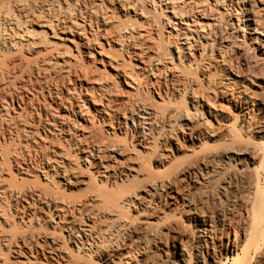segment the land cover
<instances>
[{
    "label": "bare ground",
    "instance_id": "obj_1",
    "mask_svg": "<svg viewBox=\"0 0 264 264\" xmlns=\"http://www.w3.org/2000/svg\"><path fill=\"white\" fill-rule=\"evenodd\" d=\"M71 1L72 0H0V20L5 19L10 22L11 21H15V23L17 22L16 28L10 30V33L8 31L7 32L8 34L6 33L7 35H4V37L3 34H1V30H0V36L1 38L3 37V41H2L3 44L10 46L19 45L20 47H25V49L29 48L31 46V43H33L32 40H34V36H33L34 31H32L33 29H31L33 27L32 26L33 22H35V20L40 16H44V17L55 16L56 18H63V19L66 18L67 12L69 11L68 8L70 7L69 3H72ZM98 1L100 8L102 7L101 5L104 6L107 5V7L109 5L112 7L114 11H116V12L112 11L114 12V14L111 13L113 16L110 17L111 14L108 15V9L110 8L109 7L108 9H104L107 10L106 11L107 13H104L105 17L100 16L104 24L105 21L107 20L111 21L112 23L110 22V25L107 24L106 28L101 29L100 25H94V26L92 25V21L90 18V16L92 15L90 16L88 15L90 19L84 18L82 22L84 23V25L86 24V26H89L90 31L88 32L90 33L91 36L89 37L88 36L89 33L83 28L82 31L81 30L78 31L80 33H77L76 36L73 37L72 40L76 42L74 46L77 51V55L79 56L86 55L92 61L99 60L101 63L104 64L103 65L104 69H105V65L111 67L112 70L116 72L115 76L118 79H123L125 85L135 90L136 92L139 89L142 90V88H140L141 83L138 80V74L136 75L131 69L132 66L131 64L134 63L132 60L136 59V61L143 63L144 64L143 69H147V68L151 69V65H145V61L147 59L146 54L149 48L148 46H146L147 44L142 42L143 40L142 41L141 39L139 40V37H142L143 35L151 36L156 34L157 41H159L160 45H158V42L157 44L150 45V47L154 49V52L153 54H151V56H149L148 60L155 59L157 64L154 70H164V72L168 68H165L164 66L162 67V69L161 68L159 69L158 67L161 64L162 60L164 59L167 60L168 56H170V58L173 59V57H171L173 53L169 54L170 53L169 51H171L169 50V48L171 47L167 46L164 43L165 41L163 42V39L165 40L166 36H167V40H166L167 43L170 41V39H172L171 37L172 35H175L176 38L182 37V40L186 42L184 46L177 43L173 45L178 53V61L181 64L179 65L182 66L183 70L185 68L184 71L183 70L182 72L180 71L181 73L183 72L185 73V71H187L186 69L187 65L186 66L184 65L185 62L182 61L183 59L181 55L183 54L184 57V54H187L188 52H192L191 51L192 47L196 46L197 48L198 43H199V47H201L200 43L202 42L204 43L203 44L204 46L208 45L210 48H212V50L214 46L218 48L217 50L219 52V56L222 59L221 63H217L220 60L216 59L218 61L215 62V64L213 65H211V63L210 65L207 63L208 66L202 65L203 67H200L199 68L200 70H198L200 71L199 73L198 71L196 72L194 70V73L196 72L195 74H197L196 76L193 75L194 73L191 74L192 73L190 71L191 68L189 69V71L191 72L190 74L183 73V75L181 76L182 87L179 93L180 96L178 94L177 95L179 98L181 97L180 100L182 99V102L186 101V104L184 103L185 105H187L188 102L187 99H190L189 104L192 105L193 111L187 109L185 105L181 107L179 102L180 108L177 109L173 108L174 110L166 109L163 114L160 113L158 109L159 108L162 109L160 106L164 107L167 98L162 93L159 94V89L161 88L160 86V88L158 89L159 80L153 77L155 78V82L153 83H155L157 89L154 88L152 92L157 94L158 98L160 99V101H157L158 105H156L158 108L157 107L155 108L153 105L146 104L144 101H142L141 103H137L138 106L136 107L137 108L136 112L133 114L130 113V115H128L129 113L127 112V109L129 107L131 108V102H127L125 104H118V107H115L113 99L108 98L107 100H105L106 102H104L102 99L99 100V103L94 102V111H95L94 113H96L98 116L97 121L99 125L102 124L104 125L107 122H109V128L105 130V133L111 134L109 133V130H112L113 132L112 135L115 136L116 138H120V139L123 138L124 140L125 139L127 140L128 136L131 137V140L129 138V141H131V148L132 147L135 148L134 146H140L142 148L141 150H139L140 154L144 153L145 155V152H148L149 150V142H148L149 138L147 136H149L148 132H152L153 126L154 129L156 127H160V130L158 131H160V133L163 132L161 130L164 129V124L162 122H161L162 124L161 123L159 124V120L161 121L162 119L165 118H167V120L173 118L175 120L173 122L177 123V126L179 124L178 127L177 126L175 127V130L177 128V130L180 131L184 141L187 142V144H189L191 147H193L194 149L197 148L201 149L200 151L201 153L203 149L205 150L214 145L217 146L220 145L219 146V148H221L220 150L219 148H215L216 149L215 151L217 152H213L212 150H210L209 152H207L206 150L203 151V154L204 152L207 153H205L203 156H200L195 165L197 167L199 166L202 168L199 169L201 170V173L202 171L204 172L203 173L204 175H209L210 173L214 172L215 168L221 165L223 166L224 164L227 165V163L231 161L235 163L237 162L238 164L241 165L237 170L235 169L233 172L230 173L229 181H231V183L229 182V184L231 185V187L230 190L225 193L226 194L225 196L229 199H233L234 201H236V203L240 204V206L243 209L242 211L243 221L242 224L240 225V229L235 227L230 231L226 232V234L224 233L225 235H223L224 236V241H223L222 238L223 236L220 235V238L217 237V235L214 232H212L211 225L205 219L201 217L196 218L195 222L198 224V227L201 228L199 230L201 233L199 236L200 247L206 250L205 253L206 256L203 253V251L199 252L198 257H200V260L198 259L197 261L203 262V264H264V66L262 65L263 67L261 68L259 67L260 69L258 71H256L254 68H253L254 69L253 72L249 71L253 66L255 67V65H257L259 61L264 62V41L260 40L259 36H250L251 41L258 44L257 48L253 47L257 53V55L254 57L255 61L253 59L254 61L253 64L252 62H250L249 59L250 57L247 58L248 55L246 51L241 48L242 46H240V44L237 43L239 45H237L236 47L237 41L236 42L230 41L235 37H238L239 39V35L240 36L242 35L241 37L243 38L242 39L243 41L241 43H244V41H246L245 38L247 36L246 35L247 30H252L254 31L255 34H258L259 31L261 34L262 33L264 34V18L261 17L264 16L263 15L264 13H262L260 16V13L263 12L261 10H264V0H186V1L98 0ZM215 5L217 6L220 5V7L225 10V13L221 11V13H223L222 16L219 17V15H221V13L219 14L220 12L219 9H218L219 12L217 11L219 15L215 13L213 9L216 7ZM168 10H171L170 13L172 14V16L170 17H168L169 15L166 13ZM110 12L111 10L109 11V13ZM131 13H132V17H131ZM92 17L94 18V16ZM163 17H165L166 19L163 20ZM173 18L176 21H174ZM96 20H98V18ZM134 20L136 21L138 20V23L134 22ZM177 21H178V25L175 23ZM139 22L145 25V27L147 26L146 28H148L147 30L143 31V27H142L141 30L143 31V33L139 32L141 30L137 31L138 28L140 29L139 25L141 26ZM190 22H192L191 24L193 25L189 24ZM50 23L52 24V22ZM136 23L139 25H137ZM59 25L56 24L55 26L59 27ZM159 25H162L161 26L163 27L162 30H165L166 28H170V32H168V35L163 36V31L159 29L160 27ZM190 25L193 27L191 28ZM43 27L45 28L44 25ZM94 27H96L97 29L95 30ZM50 30L54 35L55 31H53L52 29ZM153 30L155 31V34H152L154 32ZM173 31L175 32V34H173ZM35 33L37 32L35 31ZM81 33H83V36L81 35ZM99 33L102 36V39H104V41L108 45L107 50L112 49L111 50L112 52L113 50H115L114 53L116 52L117 53L116 54L113 53V54L116 56L109 58V56H106L103 53L104 52L103 46L105 45V43L102 46V44L97 42L96 39V36L99 35ZM150 38L154 39L152 40L153 42L156 40L155 38L152 37ZM45 45H46L45 52L47 53V56H45L44 54L45 57L37 60L35 66L38 67L40 71H44V73L54 72L55 69L54 65H56L57 59L60 58L61 56L67 55L68 51L66 49L61 50L62 48L59 49L57 45L54 44L52 45L49 41H47V39L45 40ZM233 47L234 48L236 47L238 49V52L236 51L237 53H235L236 58H234L236 59V64L233 65V67L230 66L231 69L229 70L230 71L229 73H225V69L229 67L227 66L229 65V62L226 58L224 59L223 56L225 54L223 51L227 49L231 50ZM97 48L100 49V52L98 51ZM203 48L205 50V47ZM83 49L86 50V52L81 53ZM185 49L189 51L187 53H183ZM111 51L109 52L110 54ZM194 52H193L194 56L192 55V57L190 53L188 54L190 55V58L197 56L194 54ZM204 52H206V50ZM204 52L203 50H201V55H200L201 57L205 56L206 53ZM3 55L5 57V54ZM97 55H99V57H97ZM10 56L11 55H9V57ZM119 57H121V59H118ZM232 59L233 58H231V60ZM187 60L189 61V59ZM200 60L202 63L203 61L201 58L199 59V61ZM212 60H214V58ZM225 60L228 63L227 65H225L227 67L224 68L221 66L223 65V63L224 64L226 63L224 62ZM4 61H6V59H4ZM4 61L2 63L0 60L1 62L0 68L5 67L9 69L12 66L18 67L21 66L22 64L21 63L22 61L19 60L17 61L16 59L8 60V62L6 61L7 63H5ZM195 61L196 60L194 59V62ZM197 62H196L197 65L201 64L200 62L199 63ZM203 63L206 64V62ZM218 64L220 65L222 64V65L220 66ZM28 65L29 63L27 64V67ZM215 66H217V68H215ZM196 68L198 69V66H196ZM244 71L249 75L248 76L244 75L245 74ZM151 72H153V68L151 69ZM181 73L179 75H181ZM175 74H177V72ZM174 76L176 75H173V77ZM222 76H224L226 79L223 78ZM141 78L142 77L140 76V79ZM255 78L258 81H253ZM201 79L205 81L203 82V88L200 87L202 86L201 85L202 82L200 81ZM204 84L206 85V87H204ZM167 85H164L166 87L165 93L168 92ZM81 89L84 90L82 88V85L80 86V92ZM93 89L94 87H91L90 90L86 88L85 91L86 93L88 91L93 92ZM103 89H105V91L111 92L110 88L103 85H100L98 90L103 91ZM152 92L150 91V93ZM11 98H9V100ZM22 99H20V101H17L18 108H15L16 110H13L14 106H12L13 109L9 108L13 103L12 99H11L12 103H9L10 106H8L9 104H7L6 100H5L6 104L3 101L2 103H0L1 104L0 105V135L2 136V138L5 136V131H6L4 130L5 127L9 128L10 124L15 123V122L13 123V121L17 120L18 118L20 119L23 118L24 116L23 114L28 112V110H26L28 108L27 107L28 105L26 106L27 102L24 104L25 101L23 102V100L25 99L23 100ZM30 99L29 102L31 101ZM169 99L170 98L168 97V100ZM83 104L84 106H86L85 102ZM182 104L183 103H181V105ZM79 110H80L79 116L82 117L83 112L81 111V109ZM119 111H122V115H120V117L118 115ZM12 114L13 116H11ZM72 114H74V112ZM27 116L28 115H26V117ZM232 116L234 117L233 121L229 120L230 117L233 118ZM46 117H48V115H46ZM121 118L123 119V121H121ZM18 121L20 120L18 119L16 122ZM129 121L132 122L133 124L132 127L129 126ZM147 121L150 122L148 124L150 125V127L144 128L145 127L144 125H146ZM230 125H232L231 129L227 127ZM226 128L230 130H225ZM21 131L19 133H21ZM42 131L44 133L46 132L45 130ZM22 132L25 134L24 130ZM19 133H17V136L19 135ZM26 135L28 138L29 137L30 138L29 140L26 139V141H24L25 145L30 144V139L31 141H33L32 143L35 145L36 144L35 137L36 135H38V131H28V134L26 133ZM20 136L21 135H19V138L21 139L22 136L21 137ZM157 136H159L160 138L159 132L157 133ZM10 137H12V135ZM88 137L89 136L86 134L83 135V138H85V140H88ZM7 139L4 140L7 141ZM11 140H13V137L11 138ZM13 142L15 143V140H13ZM18 142H22V141L20 140ZM80 142L81 140L78 141V145L81 144ZM5 143L7 144V142ZM5 143L3 145L4 148L8 146V145L6 146ZM74 145L76 147L77 143H74ZM163 145L164 142L163 143L158 142L156 144L153 143L155 150L154 152L151 151L152 154L154 153L153 155L155 157V161L158 164L155 168H157L158 170L161 167L164 168L166 166V163H169L170 160L169 159L170 157H168L167 155L165 157L163 156V152L165 151L163 152L159 151L161 149L160 147H162ZM125 147L121 145L119 146L117 144L108 145L105 139H100L99 142L95 145H89L87 143V145L84 147L78 146L74 153L76 154L82 152L85 154L84 161H86L89 168L92 167V169L95 170L94 176L96 174L102 173L101 171L103 170L107 173L105 181L101 180V184H102L101 187H103V191L102 190L100 191L99 196L101 199L100 201L105 203L102 212L104 211L105 214L113 216L114 218V220L111 222H114L115 225L111 224L114 226L112 228L111 227L109 228L116 230L115 232H117L122 227L124 228L127 225L124 224L123 221H121V219H123L122 217L125 218L126 210L131 209V204L133 203V201H131L132 199L131 188H128L126 186V182H128V180L130 179V172H131L130 169L131 166L129 165V163L131 164V160L133 159H131V157L126 154L127 149H125ZM4 148L0 149V166L4 165V163L6 164L9 163L8 168L10 169V167H12L11 163L13 162L14 163L13 165L17 167L16 168L17 175L28 173L29 167L27 165L26 167H22L20 161L19 163L15 161L18 160L19 157H17V159H12L13 161L11 160L12 162H9V159L15 157V154L13 157H11L12 156L11 154L13 153L11 149L6 148L5 150ZM7 150H10L11 153H9ZM107 151L110 152V155L107 153ZM21 154H22V150H21ZM170 155H172V152L170 153ZM66 157L67 156H62L60 158L62 159V162H60L61 164H65L63 160H67ZM138 157H141V155ZM110 158H112L113 161L112 164H108V160ZM23 159L26 161L25 158ZM25 161L22 160V162H24L23 164L24 165L28 164ZM149 161H146L145 159L144 161H142L143 163L141 165L143 164H144L143 166L148 165L150 164ZM40 164L42 165L41 162ZM58 164L59 163H57V166ZM141 165H139L140 166L139 168L141 170H145V168L143 169V166ZM192 166L193 164L191 166L186 165V167H182L181 169L178 170V175H183L186 177V174H188L189 177L195 176L196 178L197 176L196 172L199 169L196 170V172L192 171L194 170L192 169ZM3 167L4 166H2V168ZM40 167L41 166H39V168ZM51 167L52 168L47 166V168H45L42 166L43 170H41L42 171L41 173L47 182L49 181L47 179L48 175L50 177L56 175L57 178H60V180L57 183H54L55 185H53V188H56L58 192L62 188H64V190L69 191V188L70 187L72 188L75 184V181L79 178L78 176L75 175L76 174L75 167H72L69 164L60 168L57 167L54 168L53 165ZM1 172H3V170ZM1 174L3 176V173ZM17 175H15V177ZM176 175L177 173H175L173 177H175ZM33 177L36 178L37 181L40 178L38 174ZM13 178L14 177L12 176L11 180H13ZM91 178L92 177H90V179ZM169 178L170 177H168V180ZM20 179L22 181L24 178L22 177ZM25 180L22 181L21 187L19 186L21 182L19 183L14 182L15 180L11 182L10 180L6 181V182H10V185L7 187L6 186L7 184L4 183L7 188L2 190L3 192H1V195L4 197L8 195L9 197L8 200L14 197L15 200L18 199L24 202L22 204H19V202L17 201L18 202L17 204H19L20 207L18 205L16 207V211L19 209L21 212L19 214L16 212L15 213L17 214V217L19 216L20 221H23V219L24 220L27 219L26 221L32 222L34 218L38 217L36 215L37 209L35 208L36 202L38 201L45 202L46 204L45 207L49 214L48 220H51L52 224L50 226V229L46 230V232H44L43 235L41 234L39 235L37 232L36 237L34 236L35 235L34 233L36 232L33 233L34 235L33 234L30 235L31 233L28 234L29 233L28 232L26 233V236H21L23 232L22 233L20 232V234L18 232V234L21 237H17L16 233H14L15 231L13 232L9 229V231L12 232V235L11 234L9 235L7 233L8 231L7 229L3 230L2 228H0L1 229L0 230V264H82L81 262H79L80 261L79 259L81 257H82L81 259L82 261H83V257L84 259L86 258V260L92 261V263L90 262L91 264H93V262H96L95 264H132L133 256H131V249H130L131 247L128 246L129 244H127L126 238H124L122 241H120L121 239L117 238L119 240L115 239V241L110 240L106 242L104 239L106 235L104 234L105 236L103 238H99L98 242H96L93 240V237L91 236L94 228V223L91 221L92 218L90 217L91 218L90 219L87 218L88 216H86L84 217L87 221V222L84 221L86 225H84L85 223L83 225L79 224L80 223L79 219L84 216L83 214L85 212L84 203L79 205L77 203H68V202L63 203L62 201H60L61 199L59 200V197H57L58 196V193H56L57 191L53 192L48 188L40 191L27 190L24 187V185L26 186L25 182H27ZM176 180L179 181L181 179L177 178L175 179L174 182H176ZM62 181H64V183ZM174 182L170 181L158 185L154 184V187H151V189H149L150 193L149 194L147 193L146 195L149 198H158L160 203L163 200L166 201V199L167 200L170 199V201H172V203H170V206L171 205L178 206V204L180 203L178 201L180 199L179 197L180 193L178 194L177 191L175 190L173 191L171 185L178 184L180 181L177 183ZM16 183L19 185H17ZM62 183L63 185L61 186ZM101 187L99 189H101ZM175 187L177 188V185ZM135 192L136 190H134L133 194ZM5 199H7V197ZM30 199L32 201H29ZM181 199H183V196ZM95 200L92 201L94 202ZM4 201L6 203V200ZM165 201L163 203H165ZM166 202L168 203V201ZM2 203H3V199H2ZM2 205L0 203V206ZM11 206L7 205L6 209L5 208L2 209L5 210L11 209ZM143 207L145 208L146 205ZM5 213H6L5 211L3 213H1L0 211V215L1 214L6 215ZM6 216H4V219ZM1 222L2 221H0V224L2 226ZM91 223L93 225H91ZM13 226H16V224H14ZM114 230H111V232ZM105 231L102 232V235L103 233H105ZM119 231L121 233V230ZM153 232H155V230ZM112 233H110V235ZM98 234L101 233L99 232ZM118 236L120 235L118 234ZM113 238L114 237L109 239H113ZM100 239H104V240L100 241ZM38 240L39 242H37ZM3 250L5 252L4 254L6 255V258L5 257L2 258L1 256L4 255ZM177 254L181 257L183 256V254L186 256L188 255L185 251V247L183 246H181L180 249L178 248ZM10 255L12 256L13 259H11ZM132 255L134 254L132 253ZM9 256L11 261L9 259Z\"/></svg>",
    "mask_w": 264,
    "mask_h": 264
},
{
    "label": "rangeland",
    "instance_id": "obj_2",
    "mask_svg": "<svg viewBox=\"0 0 264 264\" xmlns=\"http://www.w3.org/2000/svg\"><path fill=\"white\" fill-rule=\"evenodd\" d=\"M183 1H186V0H183ZM71 2L72 3H69L70 7L68 8L69 11L67 12L66 18L63 19V18H56L55 16H46V17L40 16L35 20V22H33V24H32L33 27L31 29H33L32 31H34V35H33L34 40H32L33 43H31V46H30L31 48L29 47V48L25 49V47H20L19 45H18L19 46L18 47V46H14V45L10 46V45L3 44L2 41H3L4 35H7L8 31L10 33V30L16 28L17 22L16 23H15V21L10 22V21H7L5 19L0 20V27H1L0 30H1V34H3L2 38L0 36V41H1V43H0V60H1V62L3 63L4 59H6L7 62H8V60H11V59H16L17 61L18 60L22 61L21 66H18V67L12 66L11 68H9L11 70H9L8 68H5V67L0 68V70H1L0 71V73H1L0 74V103H2V101L4 103L7 101V104H9V103H12V101H11V99H12L13 105L11 104V106H10V104H9L8 106H10L9 107L10 109H13L12 106H14L13 110H16L15 108H18V106H17L18 102L17 101H20V99H22V98L25 99V100L22 99L23 102L25 101L24 104L26 102L28 103V104L26 103V106L28 105L27 106L28 108L26 107L27 108L26 110H28V112L27 111H25L27 113L24 112L25 114H23L24 115L23 118H21V119L18 118L20 120L18 122H16L18 119L13 121V123L14 122L15 123L10 124L11 128L5 127L4 130H6L5 131L6 137L4 136L5 138L4 137L3 138L4 139L8 138V139L6 141L0 135V143H2V144H0V146L1 145L3 146L4 143L7 142V144L5 143L6 146L8 145L6 148L11 149V151L13 152L11 154L12 156L11 155L10 156L13 157L15 154V157H13V158H10V156H9V158H10L9 162H12L13 161L12 159H17V157H19L18 160H15V161H17L18 163L20 161V163L22 164L21 165L22 167H26V165L29 167L28 173L17 175V172H16L17 167L13 165L14 164L13 162L11 163L12 167H10V169L8 168L9 163H7L8 164L7 165L6 163H4V161H3L4 165H2L4 167L2 168V166H0V172L3 170V172H1V173H3V176L0 173V179H2V180H0L2 183V184L0 183V190H1L0 191V203H1V205L3 204L2 206H0V211H1V213H3L5 211L6 212L5 214L7 215L6 216L4 214H1L3 217L0 215V218L1 219L3 218L2 220L0 219V221H2L1 222L2 226L0 224V228H2L3 230L7 229L8 231H9V229L13 232L15 231L14 233H16L17 237L26 236V233H28V232H29L28 234L31 233L30 235H32L34 232H36V233H34L35 235L33 234L36 237L37 232L39 235L40 234L43 235V233L46 232V230L50 229L52 222H51V220H48L49 214L46 210L45 202H40V201L36 202L35 208L37 209L36 215L38 217L34 218L32 222L26 221L27 219H25V220L23 219V221H20V218H19V216L17 217L16 213L19 214L21 211L18 209L19 211L17 210L18 211L17 212L16 207L19 204H22L24 202H22L21 200H18V199L15 200L14 197H12L10 200H8L9 199L8 195L5 194L7 196L4 197L1 195V192H3L2 190L6 189L10 185V182L13 180H15L14 182H17V183L21 182L20 185L16 183L17 185H19L21 187L22 181L25 179H26L25 181H27V182H25L26 186L24 185L25 184L24 182H23L24 183L23 185L27 190L40 191V190H43V189L45 190L48 188V189L52 190L53 192H56L57 189L53 188V185H55L54 183H57L60 180V178H57L56 175H54L53 177H50L48 175L47 179L49 181L47 182L41 173L42 172L41 170H43L42 166L45 168H47V166L52 168L51 166L53 165L54 168L55 167L60 168V167H63V166H66L67 164H69L70 166L75 167V170H76L75 175L78 176L79 178L75 181L74 186L72 188L71 187L69 188V191L64 190V188H62L59 192L57 191L56 192V193H58L57 197H59V200L61 199L60 201H62L63 203H67V202L68 203H77L78 205L84 203L85 212L83 214L84 216L81 217L82 219L81 218L79 219V222H80L79 224L83 225L85 223L84 221H86V219L84 217H86V216H88L87 218H90V217L92 218V219L91 218L90 219L94 223V228H93V233L91 234V236L93 237L94 241L98 242V239L103 238L105 235H106L105 236L106 238L104 237V239L106 242L110 241V240L115 241V239L116 240L121 239L120 241H122L124 238H126V242H127V244H129L128 246L131 247V248L130 247L129 248L131 249V256H133L132 260L134 261L133 262L131 260L132 264H203V262L197 261L198 259L200 260V257H198L199 252L203 251V253L205 254L206 250L204 248L200 247L199 236L201 233L199 230L201 228L198 227V224L195 222L196 218L201 217V218L205 219L211 225L212 232H214L217 235V237H219V238H220V235H222V236L225 235L226 232L230 231L231 229H233L235 227L240 229V225L242 224V221H243L242 220L243 219L242 218L243 217L242 216L243 209L239 203H236V201H234L233 199L227 198L225 196L226 195L225 193L228 192L230 190V187H231V185L229 184V182L231 183V181H229L230 173L233 172L235 169L237 170L241 165L238 164L237 162L235 163V162L231 161V162H228L227 165L224 164L223 166L221 165V166L217 167L218 169L215 168L214 172L210 173L209 175H204L203 171L201 173L200 169H202V168L199 166L197 167L195 165L196 162L198 161V158L200 156H203L205 153L209 152L210 150H212L213 152H217V151H215L216 150L215 148H219L220 145L219 146L214 145L215 147L212 146V147L205 149L207 152H204V154H203V151H205L204 149H203L202 153L200 152L201 149H198V148L194 149L189 144H187V142L184 141V139L181 136L180 131L177 130V128L175 130L177 123L173 122V121H175L173 118L170 120H167V118L162 119L161 121L159 120V124L161 122L164 124V129L161 130V131H163L161 133H160V131H158V130H160V127H156L154 129V126H153L152 132H148L149 136H147L149 138L148 139L149 150H148V152H145V155H144V153L140 154L139 150L142 149L140 146H134L135 148H133V147L131 148V141H129V138L131 140V137L128 136L127 140L126 139L124 140L123 138L120 139V138H116L115 136H113L112 130H109V133H111V134L105 133V130H107L109 128V122L106 123L107 125L106 124L99 125L98 121H97L98 116L96 113H94L95 112L94 111V102L99 103L100 99H102L104 102H106L105 100H107L108 98L113 99L115 107H118V104H125L127 102H131V108L129 107L127 109V112L129 113L128 115H130V113L131 114L135 113L136 109H137L136 107L138 106L137 103H141L142 101H144L146 104H151L156 108L157 107L156 105H158L157 101H160V99L158 98L157 94L152 92L154 90V88L157 89V86L155 85V83H153V82H155V78H157L159 80L158 89L161 86V88L159 89V94L162 93L167 98L164 107L160 106L162 109H160V108L158 109L159 112L163 114L166 109L172 110L173 108H175V109L180 108V106L183 107V105L186 104V101L182 102V99L180 100L181 97L179 98L178 95L180 96L179 93H180V90L182 87L181 76L183 75L184 72L181 73L183 68H182V66H180L181 64L178 61V53H177V51L173 45L177 43V44L184 46L186 44V42L184 40H182V37L176 38L175 35L171 36L172 39H170V41L168 43L166 42L167 36L165 37V40L163 39V42L165 41L164 43L167 46L171 47V48H169V50H171L172 52L169 51L170 52L169 54L173 53L171 55V57H173V59H171L170 56H168L169 59L167 58V60H165V59L162 60L161 64L158 66L159 69L160 68L162 69V67H164V66H165V68H168L164 72V70H154L156 67V64H157L155 59L148 60L149 56H151V54H153V52H154V49L152 47H150V45L157 44V42H158V45H160L159 41H157V38H156L157 36L155 34V31L153 30L154 32L152 33L155 35H151V36L143 35L142 37H139V40L140 39H141V41L143 40L142 42L147 44L146 46H148V48H149L147 50V54H146L147 59L145 61V65H151V69L153 68V72H151V69H149V68L143 69L144 64L136 61V59L132 60L134 63L131 64L133 66V68L131 66V69L133 70V72L136 75L138 74V80L141 83L140 88H142V90H140V89L138 90L139 91V93H138V91L136 92L135 90L127 87V85H125L123 79H118L115 76L116 72H114L111 67H108L107 65H105V69H104V66H103L104 64L101 63L99 60H96V61L93 60L92 61L86 55H81V56L77 55V51H76L75 46H74V44L76 42H74L72 40L73 37L76 36L77 33H80V32H78L79 30L82 31V29L84 28L87 32L90 31L89 26H86V24L84 25V23L82 22V20H84V18H87V19L91 18L93 26L94 25H100L101 29H103V28L107 27V24L110 25V22H111V21L107 20V21H105V24L103 23V20L101 17H105L104 13H107L106 12L107 10H104V9H108L110 7L108 9V15L111 13L114 14V12H116V11H114L112 9V7L109 5H108V7H107V5L106 6L101 5L102 6L101 7L102 9H101L99 7L100 5H99L98 0H72ZM97 4H98V7H97ZM215 6H214L215 8H213L215 13L218 14L219 10H220L219 14L221 13V11L223 13H225V10L222 9L220 7V5L219 6L215 5ZM110 10H111V12L109 13ZM88 11H89V13H88ZM112 11H114V12H112ZM261 11H263V12L260 13V16L262 13H264V10H261ZM90 12H91V14H90ZM101 12H102V15H101ZM170 12H171V10H168L166 12L169 15L168 17L172 16V14ZM223 13H221V15L218 14L219 17L222 16ZM112 14L110 15V17L113 16ZM86 15L87 16L92 15V16H94V18L92 16H90V18H89V16L87 17ZM225 16H226V14H225ZM131 17H132V13H131ZM261 17L264 18V16H261ZM39 18H41V19H39ZM97 18H98V20H96ZM164 19H166V18L163 17V20ZM173 20L176 21L174 18H173ZM50 22H52V24ZM134 22L138 23V20L137 21L134 20ZM9 23L10 24L12 23V24L10 25ZM175 23L178 25V21ZM191 23L192 22H190L189 24H191ZM56 24H58V25L60 24L59 27H56L55 26ZM183 24H184V22H183ZM38 25H40V26H38ZM43 25L45 26V28L43 27ZM47 25H48V27H47ZM137 25H139V24H137ZM191 25H193V24H191ZM159 26H160L159 29H161V31H163V36L168 35V32H170V28H166L165 30H167V31H165V30H162L163 29V27H161L162 25H159ZM10 27H13V28H10ZM41 27H43V28H41ZM139 27H140V29L138 28L137 31L141 30L142 27H143V31L148 29V28H146L147 26L145 27V25H143V24H141V26L139 25ZM165 27H167V26H165ZM192 27L193 26H191V28ZM50 29L55 31L54 35ZM94 29L96 30L97 28L94 27ZM35 31L37 33H35ZM143 31L141 30L139 32L143 33ZM42 32H44L45 35ZM173 34H175L174 31H173ZM81 35L83 36V33H81ZM237 35H239V34H237ZM246 35H247L245 38L246 41H244V43H241L243 41L242 40L243 38L241 37L242 35L241 36L239 35V39H238V37L234 36L236 39L233 38L230 41H232V42L237 41L236 47H237V45L240 44V46H242L241 48L246 51V53L248 55L247 58L250 57L249 58L250 62H252V64H253L255 61L254 57L257 55L254 48H257L258 44L252 42L250 39V36H259V39L264 41V34L263 33L261 34L260 31L258 34H255L254 31L247 30ZM42 36H43V38H42ZM44 36H46L47 38ZM88 36L89 37L91 36L90 33ZM150 37L155 38L156 42L155 41L153 42L152 40H154V39H151ZM42 39H44V40H42ZM46 39L52 45L53 44L57 45V47L59 49L62 48L61 50L66 49L68 51V54H67L68 56L67 55L61 56L60 58L62 60L60 58L57 59V63H56V65H54V68H55L54 72H48L49 74L47 72L44 73V71H40V69L35 66V63L37 60L42 59L45 56H47V53L45 52V50H46L45 40ZM96 39H97V42L102 44V46L105 43V45L103 46V50H104L103 53L106 56H109V58L116 56V55H114L117 53V52L114 53L115 50H113V52L111 51L112 49L107 50L108 45L104 41V39H102V36L100 35V33H99V35L96 36ZM149 42H152V43H149ZM237 43H239V44H237ZM200 44H201V47H199V43H198L197 48H196V46L192 47L191 48L192 52H188L189 50L185 49L183 53H187V52L188 53L184 54V57H183V54L181 51V54H182L181 56L183 59L182 61H184L186 63V64L184 63L185 66L187 65L186 66L187 71H185L184 74H187V73L190 74L191 72H192L191 74H193L194 70L197 72L198 70H200L199 69L200 67H203L205 65L208 66V64L210 65V63H211V65H213V64H215V62L218 61L216 59L220 60L217 63H221L222 59L219 56V52L217 50L218 49L217 47L214 46L213 50H212V48H210L208 45L204 46L203 45L204 43H202V42ZM240 46H239V48H240ZM16 47H18V48H16ZM203 47H205L206 52H204L205 50ZM236 47L235 48L233 47L231 50L230 49L225 50V48H224L225 51H223V52L225 55L223 57H224V59L226 58L228 60L229 65H227L228 62H226V60L224 61V62H226L225 64L224 63H223V65L221 64L222 66L220 64H218V65H220L221 67H224V68L227 66L233 67V65L236 64V59H234V58H236L235 53L238 52V49ZM105 48H106V50H105ZM97 49L100 52V49L99 48H97ZM198 49H200V50H198ZM22 50H23V52H22ZM201 50H203V52L206 53L205 56H202V57L200 56ZM110 51H111V54L109 53ZM82 52L84 53V52H86V50L83 49L81 51V53ZM193 52L195 55H197V56L193 57L196 60L195 62H194V59L190 58V55H188L190 53L191 57H192ZM14 53L16 54V56ZM204 53H203V55H204ZM3 54H5V57ZM44 54H45V56H44ZM211 54H212V56H211ZM9 55H11V56L9 57ZM111 55H113V56H111ZM97 57H99V55H97ZM197 57L199 59L201 58L203 62H206V64H204L203 62H202L203 63L202 64L201 60L199 61V59ZM212 57L214 58V60H212L213 59ZM231 58H233V59L231 60ZM118 59H121V57H119ZM187 59H189L190 62ZM253 59H254V61H253ZM26 60H28V61H26ZM6 61H4V62L7 63ZM212 61H214V62H212ZM63 62H64V64H63ZM196 62L197 63L200 62L201 63V64H199L200 66L197 65ZM28 63H29V65L27 67ZM191 64H192V66H191ZM225 65H227V66H225ZM262 65L264 66V62L259 61L257 63V65H255V67L253 66L250 70L249 69L248 70L250 72H253L254 69L256 71H258L261 67H263ZM196 66H198V69L196 68ZM229 67L226 68L227 70L225 69V73L230 72L229 70L231 69V67L230 68ZM190 68H191V70H190L191 72L189 71ZM192 68H193V70H192ZM215 68H217V66H215ZM175 69H176V71H175ZM37 70H38V73H37ZM184 70H185V68H184ZM176 72H177V74H175ZM179 72L181 73V75H179L180 74ZM199 72L200 71H198V73ZM195 73L193 75L196 76L197 74H195ZM244 73H245V71H244ZM172 74L176 75V76L173 77ZM244 75L248 76L249 74L245 73ZM44 76H46V77H44ZM140 76L142 77L141 79H140ZM178 76H180V77H178ZM198 76H199V74H198ZM153 77H155V78H153ZM222 77L225 78L224 76H222ZM199 79H200V77H199ZM200 81L202 82V84H201L202 86H200V87L203 88V82H205V81H203L202 79ZM253 81H258V80L255 78ZM81 85H82V88L84 90L81 89V92H80V86ZM100 85L107 86L108 88H110L111 92L105 91V89H103V91H101V90L99 91L98 89H99ZM164 85H167V87H168L167 93H165L166 87ZM178 85L180 86V88ZM91 87H94L93 92L88 91L86 93L85 89L88 88L90 90ZM204 87H206L205 84H204ZM147 89H149V90H147ZM171 90H173V91H171ZM148 91H149V93H148ZM150 91L152 93H150ZM30 97H31V99H30ZM168 97L170 98L169 100H168ZM9 98H11V99L9 100ZM29 99L31 101L32 100L33 101L29 102ZM83 101L86 103V106H84ZM169 101H172V102H169ZM187 101H188L187 105H185L186 108L193 111L192 105L189 104L190 99H187ZM59 102H61V103H59ZM179 102H180V106H179ZM181 103H183V104L181 105ZM79 109H81V111L83 112L82 117L85 121L82 119V117L79 116V114H80ZM71 111H72V113L74 112L75 115L72 114ZM32 112H33V114H32ZM26 115H28V116L26 117ZM46 115H48V117H46ZM51 115H53V116H51ZM118 115L120 117V115H122V111H119ZM11 116H13V114ZM202 118H203V116H202ZM233 119H234V117L229 118V120H231V121H233ZM121 121H123L122 118H121ZM18 123H19V125H18ZM149 123L150 122L147 121L146 125H144L145 127L144 126L143 127L149 128L150 127V125H148ZM15 124H17V125H15ZM129 126H131V127L133 126L132 122H130V121H129ZM178 126H179V124H178ZM67 127H69V128H67ZM227 127H229L231 129L232 125L227 126ZM18 129L20 131H21V129H22V131L24 130L25 134L22 131H21V133L23 135L21 133H19L20 131ZM25 129H26V131H25ZM68 129H69V131H68ZM170 129H172V130H170ZM230 129L226 128L225 130H230ZM42 130H45L46 132L44 133ZM28 131H38V135H36V137H35L36 138V141H35L36 144L35 145L32 143L33 141H31V139H30V144L25 145L24 141H26V139L29 140V138H30V137L28 138L26 135V133L28 134ZM158 132L160 134V138H159V136H157ZM10 133L13 137V140H15V143L13 142V140H11L12 137H10L11 136ZM17 133H19V135L22 136V137L20 136L21 139L19 138V135L17 136ZM84 134L89 136L88 140H85V138H83ZM9 138H10L11 142H10ZM14 138H16V139H14ZM18 139H20L22 142H18V141H20ZM100 139H105L108 145H116L117 144V145H119V146L121 145L123 147L127 146V147H125V149H127L126 154L128 156H130L131 159H133V160H131V164L129 163V165L131 166L130 167V169H131L130 179L128 180L129 183L126 182V186L128 188H131V198H132L131 201H133V203L131 204V209L126 210V216L128 218L125 216V218L122 217L123 219H121V221H123L124 224H127L124 228L122 227L119 229V230H121V233L119 230L117 231L118 232L117 233V232H115L116 230L111 229L115 225L114 222H111L114 220L113 216L105 214L104 211H103L104 213L102 212L105 203L100 201L101 199H100L99 195H100V191L101 190L103 191V187H101L102 186L101 180L105 181L107 173L103 170V171H101L102 173L96 174L94 176L95 170L92 169V167L89 168L86 161H84L85 154L82 152L74 154L75 150L78 146L84 147L87 145V143L89 145H95L99 142ZM80 140H81V142H80L81 144L78 145V141H80ZM153 141H155L156 143H158V142L163 143L164 142V145L162 147H160L161 149L162 148L163 149L162 150L160 148H158V149H160L159 151H161V152L165 151V152H163L164 157L166 155L168 157H170L169 163H166V166L164 168L161 167L159 170L157 168H155L158 164L155 161V157L153 155L154 153L152 154V152H151V151L154 152V150H155L153 143L154 144H156V143ZM22 143H24V144H22ZM74 143H77L76 147H75ZM19 144L20 145L22 144L21 145L22 147ZM2 146L0 147V149L4 148V146L3 147ZM10 146H11V148H10ZM29 146H30V148H29ZM221 147H223V146H221ZM6 148H4V149L6 150ZM40 148H42V149H40ZM220 149L221 148H219V150ZM21 150H22V154H21ZM7 151L9 153H11L10 150H7ZM14 151H15V153H14ZM171 152H172V155H170ZM28 153H30V154H28ZM107 153L110 155L109 151H107ZM16 154H17V156H16ZM18 154H19V156H18ZM21 155L23 156V158L26 159V161L22 158ZM140 155H141V157H138ZM197 155H198V157H197ZM62 156H67L66 157L67 160H63V162L65 164L60 163V162H62V159H60ZM142 156H143V159H142ZM137 158H139V159H137ZM145 159H146V161L150 160L149 161L150 164L147 163L148 165L143 166L144 164L143 165H141V164L143 163L142 161H144ZM22 160L28 164L24 165L23 164L24 162H22ZM40 162L42 163V165L40 164ZM112 162H113L112 158H110L108 160V164H112ZM57 163H59L58 164L59 167L57 166ZM5 164H6V166H5ZM192 164H193L192 169H194L192 171L196 172V170H198L200 168L199 169L200 172H199V170L196 172L197 173L196 178H195V176L189 177L188 174H186V177L188 176L189 178L188 177L186 178L183 175H178L179 169H181L182 167H186V165L191 166ZM139 165L143 166V169L145 168V170H141L139 168L140 167ZM39 166H41V167L39 168ZM195 167H197V168H195ZM7 168L9 169L10 172L8 171ZM11 168H12V170H11ZM11 172H13V173H11ZM175 173H177V175L179 176L178 177L176 175L175 177L181 179V180H179L180 182L178 180H176V182H174L175 179H177V178L173 177L175 175ZM14 174L19 176V177H17V176L15 177ZM37 174L40 176L38 181L36 180V178L33 177V176H36ZM11 175L14 177L13 180H11V177H12ZM180 176H181V178H180ZM4 177H6V178H4ZM22 177L24 179L21 181L20 178H22ZM90 177H92V178L90 179ZM168 177H170L169 180H168ZM8 179L10 180V182H6V181H9ZM93 179H95L96 181ZM3 180H4V182H3ZM73 180H75V179H73ZM166 180H168V181H166ZM170 181H172L174 183L179 182L178 184L173 183L174 185H171V187L173 188V191L175 190V191H177L178 194L180 193L179 194L180 199L178 201L180 203L181 202L182 203L181 204L179 203L178 206H173V205L170 206V203H172V201H170V199H168V200L166 199V201H168L169 204L165 200L161 201V203H160L158 198H149L146 195L147 193L148 194L150 193L149 189H151V187H154V184L158 185V184H162V183H166V182H170ZM62 182L64 183V181H62ZM4 183L7 184L6 185L7 187L5 186ZM63 183L61 184V186L63 185ZM13 184H15V183H13ZM176 185H177V188L175 187ZM45 186H47V187H45ZM100 187H101V189H99ZM134 190H136V192L133 194ZM182 196H183V199H181ZM6 197H7V199H5ZM187 198H188L189 202L187 201ZM2 199H3V203H2ZM149 199H151V200H149ZM4 200H6V203ZM92 200H95V201L93 202ZM17 201L19 202V204H17L18 203ZM29 201H32V200L30 199ZM164 201H165V203H163ZM7 205H9V206L12 205L11 209L5 210L7 208ZM145 205H146V207H145L146 209L143 207ZM187 205H189V206H187ZM19 207H20V205H19ZM2 208H5V209H2ZM2 210H4V211H2ZM9 210H10V212H9ZM4 216H6L5 219H7V220L4 219ZM9 216H10V218H9ZM10 220H13V221H10ZM6 221H8L9 223ZM11 222H12V224H11ZM13 222H14V224H16V226H13L14 225ZM40 224L42 225V227ZM111 224H114V225H111ZM84 225H86V223ZM91 225H93V224L91 223ZM11 226H12V228H11ZM18 226H19V228H18ZM7 227H9V228H7ZM109 227H111V228H109ZM107 229H108V231H107ZM109 229H110V231H109ZM156 229H157V231H156ZM111 230H114L112 232L113 233L115 232L116 234L114 233L115 234L114 235L111 232ZM154 230H155V232H153ZM8 231H7V233L9 235L10 234L12 235V232L11 231L8 232ZM104 231H105V233H103V235H102V232H104ZM18 232H19V234H20V232L21 233L23 232V233L20 236L18 234ZM99 232L101 234H98ZM14 233H13V235H14ZM110 233H112L114 236L112 234L110 235ZM118 234L120 236H118ZM121 234H123V235H121ZM173 236H175V237H173ZM112 237H114V238L109 239ZM117 238H119V239H117ZM222 238L224 241V236ZM104 239H100V241L104 240ZM106 239H109V240H106ZM39 240L37 242H39ZM181 246L185 247V251L188 254L187 256L183 254V256L181 257L177 254V250H178V248L180 249ZM221 252H222V250H221ZM4 253L5 252L3 250V254ZM132 253L134 255H132ZM223 254H224V252H223ZM1 256H2V258L3 257L6 258L5 254L1 255ZM10 256H9V259H10ZM135 256H136V258H135ZM205 256H206V254H205ZM223 258H224V255H223ZM11 259H13L12 256H11ZM11 259H10V261H11ZM81 259H82V257L79 259L80 260L79 262H81L82 264H91L92 263V261L86 260V258L84 259V257H83V261ZM95 263L96 262H93V264H95Z\"/></svg>",
    "mask_w": 264,
    "mask_h": 264
}]
</instances>
